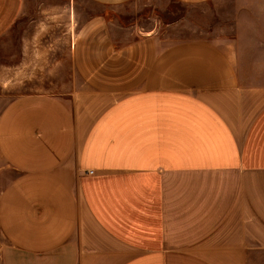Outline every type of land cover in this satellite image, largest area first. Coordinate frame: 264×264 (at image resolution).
I'll return each mask as SVG.
<instances>
[{"label": "crops", "instance_id": "obj_1", "mask_svg": "<svg viewBox=\"0 0 264 264\" xmlns=\"http://www.w3.org/2000/svg\"><path fill=\"white\" fill-rule=\"evenodd\" d=\"M173 1L228 4L233 42L61 26L62 58L30 42L58 27L20 30L22 58L65 68L55 89L0 97V264H264V79L242 74L264 53V0ZM39 2L0 0V35Z\"/></svg>", "mask_w": 264, "mask_h": 264}, {"label": "rangeland", "instance_id": "obj_2", "mask_svg": "<svg viewBox=\"0 0 264 264\" xmlns=\"http://www.w3.org/2000/svg\"><path fill=\"white\" fill-rule=\"evenodd\" d=\"M67 1H69V8L65 7L67 4L64 0L63 5L59 0H41L28 11L29 14L25 15L21 21L17 22L16 19L0 35V97L4 104L21 94L48 88L50 84L51 88L55 89L56 83L46 81L49 77L48 73L58 72L59 68L60 72H63L65 68L62 61L59 66L58 64L54 66L53 62L49 66L47 50H41L40 53H33V55L27 54L22 58L19 48L20 40L24 36L19 35L20 30L58 27L57 32L49 35L38 34V31H34L30 36V42L49 41L55 45L53 48L55 51H52V54L56 53V57L61 56L62 58L64 54L68 56L65 45H63V42L68 40V35L65 34L64 37L61 33V26L73 28L77 25L101 24L104 39L109 36L105 31L107 27H110L114 29L112 33L118 34V41L121 45L130 42L132 37L139 38L150 35V33L154 34L153 38H160L161 41H157L158 47L169 46L175 41L191 38L206 39L218 44L233 42L231 38H224V36H230L231 32L228 28L232 25L229 20L230 6L224 2L182 5L173 0H137L122 7L105 9L96 8L82 0ZM252 49L254 50V47ZM52 56L50 60H53ZM22 59L26 68V78L27 72L32 74L36 71L45 76L36 83H20L19 62ZM247 60L252 62L248 63L246 69H242V74L246 77L256 76L264 79V53L252 52ZM35 65H39V68H35ZM78 82L74 80L72 85H79Z\"/></svg>", "mask_w": 264, "mask_h": 264}]
</instances>
